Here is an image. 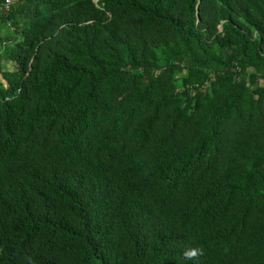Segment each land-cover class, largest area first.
<instances>
[{"label": "trees", "instance_id": "16d2710c", "mask_svg": "<svg viewBox=\"0 0 264 264\" xmlns=\"http://www.w3.org/2000/svg\"><path fill=\"white\" fill-rule=\"evenodd\" d=\"M2 2L0 264H264V0Z\"/></svg>", "mask_w": 264, "mask_h": 264}, {"label": "clouds", "instance_id": "9594fccd", "mask_svg": "<svg viewBox=\"0 0 264 264\" xmlns=\"http://www.w3.org/2000/svg\"><path fill=\"white\" fill-rule=\"evenodd\" d=\"M197 252H198V250L197 249H194V248L193 249H187V250H185L184 255L188 259H191V258H193L194 256L197 255Z\"/></svg>", "mask_w": 264, "mask_h": 264}, {"label": "built area", "instance_id": "2783aa9c", "mask_svg": "<svg viewBox=\"0 0 264 264\" xmlns=\"http://www.w3.org/2000/svg\"><path fill=\"white\" fill-rule=\"evenodd\" d=\"M13 0H3V2L1 3V5L5 8L8 9L11 4H12Z\"/></svg>", "mask_w": 264, "mask_h": 264}, {"label": "rangeland", "instance_id": "374dc122", "mask_svg": "<svg viewBox=\"0 0 264 264\" xmlns=\"http://www.w3.org/2000/svg\"><path fill=\"white\" fill-rule=\"evenodd\" d=\"M7 31H9V29L7 27H5V25L0 24V36L5 34ZM0 49H1V44H0Z\"/></svg>", "mask_w": 264, "mask_h": 264}]
</instances>
